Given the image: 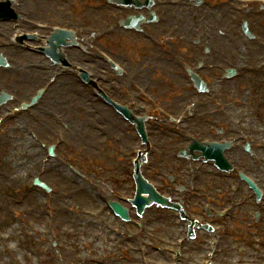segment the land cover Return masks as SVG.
Here are the masks:
<instances>
[{"label":"rangeland","instance_id":"374dc122","mask_svg":"<svg viewBox=\"0 0 264 264\" xmlns=\"http://www.w3.org/2000/svg\"><path fill=\"white\" fill-rule=\"evenodd\" d=\"M184 2H185V0H184ZM235 2H236V0H235ZM99 7L101 8V10L99 12L98 11H92L90 14H87L86 18L83 17V20H85V23L87 25H94L96 23L99 24L104 20V18H106L108 16V14H109L108 11H106V14L103 11L104 10L103 8H105L103 3H100ZM187 7H188V5L185 7V9H187ZM248 23H249V26H250L251 30L253 31V33H256L258 35L263 36L262 38L264 39V35L262 34V32H260L263 28L260 27L259 22L257 23L256 28L253 27L254 22H252V20H249ZM169 26L170 25L167 22L166 24L159 26V28L161 30H158V28H155V29H157L162 34L163 37H167V32L169 31V29H168ZM190 35H192V34L190 32H188V36H187L188 39L192 37ZM171 37L172 38H170L171 39L170 43L172 45L171 47H173V49H174L173 56H177V54H178V57H189V54L186 53V51L188 49L185 47L187 45V43H183L180 45L179 44L180 37L177 36V34H175V36H171ZM131 38H132L131 34H126L122 31H117L114 36H112L110 38H105V40L104 39H101V40L108 42L106 44H109L112 47V50L115 53L114 56L117 57L118 60L123 61L122 59H124V60L127 59V61H128L129 56L131 54V49H133L134 45L138 44V43L129 44L132 42V41H130ZM167 38H169V37H167ZM104 41H101V43L103 44ZM140 45H141V47L137 48L136 53L141 55L142 57H145V58H143L142 64L143 63L145 64V62L149 63L150 60L148 57H150V56H146L149 53H147L145 55L144 51L147 47L148 48H150V47H149L148 43H140ZM254 45L255 44H252V46H254ZM150 50H152V48H150ZM201 55H203V52L199 55H198V53L193 54V56H195V57H198V56L201 57ZM153 57H156V56H153ZM254 57H255V55L248 54V57L246 59L248 60V63L250 65H252L251 63H253V62L254 63L257 62V59H256L257 56L255 58ZM139 58L140 57H137V59H134V57H132L130 60L131 64H133L135 66L142 65V64L137 65L140 61ZM150 58H152V57H150ZM157 59L159 62H161L163 60L161 57H159V58L157 57ZM24 61H27V60L24 59ZM67 61H68L67 63H71L70 60H67ZM161 64L164 66L166 71L171 69L170 68L171 66L168 64L167 61H165L164 63H161ZM49 75H50L49 73H47L46 75L44 74L43 78H46ZM166 77L169 78V77H173V76L168 77V75H166ZM248 77L256 80V86H254L252 84H243L244 86L241 85L240 87H238V86H235V87L237 89V93L241 94L243 96L244 102L247 101L246 100L247 97L255 99L253 106L255 107L256 110L259 111V113L253 109L252 105L248 104V106L247 105H245V106H246V108H248L250 106L249 108L252 109L251 112L253 114L257 113V114L262 115L261 117H259L260 118V122H259L260 125L259 126L263 127L264 126V104H263V102H264V84L260 80L262 78V76L258 78L256 75H249V76H247V78ZM257 79H258V81H257ZM259 80H260V82H259ZM42 83H43V81H40L39 83H32L31 85H21V89L17 92L15 91V92L18 94V96H20L22 98V97H25L24 96L25 92L31 93L36 87L41 86L40 84H42ZM184 84L185 83L182 80L180 83H178L177 87H174L172 85H165L166 88H161L162 89L161 97L168 102L169 107H174V106H177L179 104L178 107L174 108V109H176V111H179L181 109L183 104H185L186 100H189L192 98V93L188 92L189 94L184 97L185 100L182 101V99L179 97V99H180V103H179L178 97L176 96V94L174 92L171 91V90L176 89V88L182 89L181 87ZM10 85L12 87L13 81L10 82ZM55 87H59V85H55L51 89V91H50L51 93L54 90H56ZM77 87H79V86L77 85ZM79 88H81V87H79ZM154 88H158V87H154ZM57 90H58V88H57ZM179 94H181V93L179 92ZM56 105H58V104H56ZM60 108H61V106L56 107V109H60ZM205 112L206 111L203 110V113H205ZM212 119H215V118H209L208 120L205 119L206 120L205 122L209 125L211 123ZM75 122H76V124L79 123L77 121H75ZM204 123H202V124H204ZM202 124L197 126L196 129L193 128V131H196V133H198V134L201 133L202 138H203V137H207L209 134H208V130H206V128L208 127L207 124L201 128ZM4 128L7 129L6 135H8L11 132L13 133L12 125L11 126L6 125ZM118 132L119 131H117L116 133L119 134ZM23 135H24V132H23ZM4 136L5 135L0 134V139ZM99 138L100 137H98V139ZM260 138H263V139H261V142L264 144V134ZM76 141L79 143V142H81V139L78 137L76 139ZM136 141H137V139L130 141L129 144L110 143L107 146H103L102 147L103 150L100 152L101 156L98 155L99 159H97V161H96L97 165H100L104 169L105 173H108V175L112 174L115 176H121L120 180H122V178L126 176L125 172H127L126 167H125L126 164L123 163L125 158H123V159L120 158V162L119 161L116 162L113 159L110 152L111 151L114 152V150L117 146L122 147L123 149L127 150V149H129V147L131 145H134L136 143ZM180 144H181V142L178 143V146H180ZM171 146H176V144H173ZM18 151L19 150H17L16 152H18ZM10 152H11V150L9 149V153ZM79 154H81V153H79L77 150H75V151L73 150V155L71 157V160H74V159L77 160L81 156ZM85 155H88L87 152ZM89 155H91V153H89ZM159 160H160V158L153 161L154 162L153 163V169L151 171H147V172L145 171L144 172L149 179H152L154 181L157 180V175L160 173L159 171H161L163 173H165V172L171 173L172 171H170V170L173 169L174 167H176V168H179L182 166L184 167V165L186 164V162L183 161L179 165H178V163H171L170 165L164 166V165H161V162ZM155 162L158 165L155 164ZM167 162H169V161H167ZM260 162L264 163V156L260 159ZM22 165L26 168V175L28 176L25 178L26 184L30 183V180L32 178L31 176H35V174H38V173H40L43 176L41 178L50 182L51 185H55V183H63L62 180L60 182L55 181V180L52 181V179H50V177H48L47 174L50 171H52L51 169H53V167H51L52 166L51 164L47 165V167L49 166L48 168L41 166V164L29 165L26 162H23ZM259 167H260V171L262 173H264L263 165L260 164ZM5 170H6V167L0 166V179H3V177H4V180H9V181H10L9 178L13 177L15 172H18V171L23 172L21 170L6 172ZM4 180H0V192H2V193L5 192V190H6ZM230 184H232V183H230ZM56 185H58V184H56ZM229 185L223 187V189H226V187H228ZM58 186H61V184H59ZM64 186L60 187L61 190H59L56 194H53V197H51L52 201H51L50 208L52 207L53 209H50V211L52 212V214L54 216L52 219H54L55 223L53 226L55 228L52 227V229L49 230V235H51V237L48 236L46 239L41 240L42 246H43L41 249L43 252L42 256L44 258H46V260H45L46 262L44 264H84L86 262L85 258H88L89 256H92L96 259H99L100 260L99 264H140L139 263V251H138L139 246L143 247L144 251L142 254H144V253L148 252L151 249V247H155V245H148L150 243H157V242L161 243L160 240H163V241H165L164 242L165 244H170L171 242L174 241V239L176 237V232L178 230H180V229H178L176 231V227L174 226V223H173L174 221L170 217L173 214H171L169 212H165V213H167L166 214L167 218L171 219L170 224H171V227L173 228V233H172L173 236L171 237V235H170L168 238L167 234H162L160 231H157V229L155 230L154 227L156 226V223L164 220V216H163V218L160 219L158 217V215H159L158 213H162V212H160L161 210H158L156 208L154 209V207H153V208L148 209L145 213L147 215V218L149 220L151 219V224L149 227L151 230L148 234L149 236H147L146 238H143L142 240H135L134 237H131V240L127 239V241L124 242L123 239H120V238L115 239V237H114V239H111V237H108V235H104L103 232H106L105 230H103L101 235L98 236L99 235L98 233L102 231V229H98V228L94 227L96 225V223H98V221H95V219L91 220L89 218L82 217L79 208H83L85 206V207H87V209L95 210L96 208H98L101 205V202H99L97 204H87V206L85 205V203H82V204L77 203V200H76L77 195L78 196H86V195L91 196V191L81 192L78 190L77 186H74L73 189L67 190V188ZM185 186H187V189L184 191L185 193L181 196L187 202L186 203L187 206L185 209L188 210L190 216L191 215H198L197 211L199 209V205L201 202L200 203L196 202L194 200L193 196H191V194L188 192V185L186 184ZM15 189H16V187H15ZM211 191L216 192L215 195H217V191H215L213 189ZM33 195L36 196V199H39V201H40L39 205L42 206V202H44V200L42 198L45 197V194L40 195L38 193H35ZM19 197L28 199L25 197V195H22V194H20ZM13 198H11L9 200H5V199L0 198V203H6V205H5L6 207H8V206L15 207L13 205V200H12ZM27 205H29L28 201H27ZM29 206L34 207V203L29 205ZM17 209L19 210L18 213L14 212L13 214L14 215L19 214L20 220L29 218V216H31L28 214L27 211L22 210V208L19 209V207H18ZM42 209H43V207H42ZM244 210H246V209H244ZM244 210H243V212H244ZM251 210H253V209H251ZM251 210L250 211L247 210V211H249L250 216H251ZM44 212H45V210L43 209V213ZM2 214L3 213L0 211V215H2ZM240 214L242 215L243 213L241 212ZM6 216H8V215L6 214ZM238 216H240V215L238 214ZM44 218H45V216H44ZM44 218H43V221L41 223H38V224L44 225V221H45ZM82 219H83V221H80ZM261 219L262 220L259 222V226H257L254 229L251 227L252 223L250 220H242V219H240V217H238V219L236 218L232 221H229V223H228L229 230L228 231H229L230 239L227 240V242H226V244L230 246V249L228 251L229 253H228V256L226 258H224L223 260L219 259L220 256L217 258V260L219 259L218 261L222 264H228V263L234 262L238 259H243L246 261H253L255 258H259V256H255V254L257 253V250H260V249L264 250V217ZM107 220L108 219L106 217H103L99 221H107ZM86 221L92 222V224H90V227L87 231H85V228H84V227H88L86 225L87 223H85ZM6 222L7 221H5L4 224L0 223V229L2 228V230H1L2 232L7 230V229H3V227L7 228V226H5ZM10 222L13 224L14 229H15L14 223L12 221H10ZM120 225H122V223H119V225H117V226H120ZM100 226H102L101 223H100ZM45 227H47V225ZM78 228H81V229L78 230ZM58 231L60 232V235H59ZM67 232H72L73 236L72 237L68 236ZM55 234H58L59 236L57 237V235H55ZM9 236H11L10 241L7 239H4V237L2 235L0 236V247L3 248V246L8 245L7 248H9L8 252L7 251L1 252V254H0V260L1 261L4 259L7 260L11 256V254H10L11 252L16 257V259L19 260V262L22 261L21 262L22 264H26V263L27 264H35V260H39L38 255H40V254L37 253V251H35L34 247H32L33 242L30 241L28 239V237L23 238V240H22L24 242L26 240L25 243H21L22 244V251L20 248H18L19 250H17V248H16V250L11 251L10 248L13 247V238H14L13 231L11 234H9ZM105 236H107V237H105ZM162 237H165V239H163ZM206 237L207 236H202V240H200L198 237L197 240H194L191 242L190 246H192V245L195 246V244L204 245V243H202V242H203V239H205ZM107 239L111 243H106V242H108V241H105ZM52 241L56 242L55 247H53ZM30 242H31V244H30ZM24 244H26L27 249L24 247ZM185 250L187 252V248ZM206 251H207V248L204 247L203 253ZM142 254H140V255H142ZM146 256H147V260H148L149 264L150 263L160 264V262H161L160 261L161 258L158 254L156 255L155 253L150 252V253H146ZM187 256H188V252H187ZM48 258H50V260H48ZM203 258H204L203 255L201 257H198L196 264H201L200 262H202ZM23 262H25V263H23ZM11 264H13V263L11 262ZM184 264H188V260H185Z\"/></svg>","mask_w":264,"mask_h":264},{"label":"bare ground","instance_id":"6f19581e","mask_svg":"<svg viewBox=\"0 0 264 264\" xmlns=\"http://www.w3.org/2000/svg\"><path fill=\"white\" fill-rule=\"evenodd\" d=\"M186 16V14L185 13H183V14H181V15H176V12H172L171 13V18H170V20H174V21H176V23L178 24L177 26H179V28H181L182 26V24L184 23V22H186V21H188L189 19H191L190 18V16H188L187 15V17H185ZM180 31L182 32V33H184V29L183 28H181L180 29ZM181 32H179V36H181L182 35V33ZM221 43H223V45H225L226 43L224 42V41H221ZM72 56H74V58H75V56H76V53L75 52H73V54H72ZM49 66V65H48ZM18 74V76L17 77H25V76H23L24 74H23V72H21L20 74L19 73H17ZM44 74V73H43ZM16 77V78H17ZM35 77H40V72H30L29 74H28V76H26L25 78H28V80L29 79H31V78H35ZM12 78L14 79V81H15V77L14 76H12ZM250 83H252V84H256V81H255V79H253ZM71 89H72V84H71V86H69L66 90H67V94H69V96H71L72 95V92H71ZM66 90H64V92H66ZM59 93V92H58ZM54 99H57V93L55 94V95H52V96H50L49 97V100L51 101V100H54ZM51 103V102H50ZM72 101H67V105H68V107H65V109H68V110H72ZM73 111V110H72ZM75 116H78V115H76V114H74V117ZM84 115H81L80 114V116H78L79 118H81V117H83ZM71 118V117H70ZM2 149H4V148H2ZM10 157H7V162H8V165H7V168H10V166L13 164V161L11 160V159H9ZM8 170H10V169H8ZM62 173H66L65 171H63V170H60ZM80 199H82V197L80 198ZM86 199H89V196H86ZM83 200V199H82ZM92 200L94 201V202H96V200L95 199H93L92 198ZM28 202L30 203V204H33L34 202H37V200L35 199V197H30V199L28 200ZM35 208L37 209V206L35 205ZM36 212H38V210H36ZM170 221H167V220H165L164 222H162V223H158L157 225H156V229L158 230V229H161V230H163V229H168V227L170 226V223H169ZM169 230V232H171V228H169L168 229ZM10 250H13L12 248H10ZM195 250H196V252H192V253H189L190 254V262H191V264H196L197 263V258L198 257H201L202 256V252H203V250H204V247L203 246H201V245H198L196 248H195ZM3 251H9V248H4L3 250H2V248L0 249V254H1V252H3ZM8 260H10V261H12V259L11 258H8ZM86 262H89L88 260L86 261ZM85 262V263H86ZM0 264H11L10 262H8L7 260H0ZM17 264H21V263H17Z\"/></svg>","mask_w":264,"mask_h":264}]
</instances>
